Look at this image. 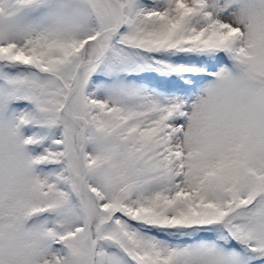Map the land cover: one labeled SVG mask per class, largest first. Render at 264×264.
<instances>
[{
    "label": "snow or ice",
    "instance_id": "snow-or-ice-1",
    "mask_svg": "<svg viewBox=\"0 0 264 264\" xmlns=\"http://www.w3.org/2000/svg\"><path fill=\"white\" fill-rule=\"evenodd\" d=\"M0 264H264V0H0Z\"/></svg>",
    "mask_w": 264,
    "mask_h": 264
}]
</instances>
